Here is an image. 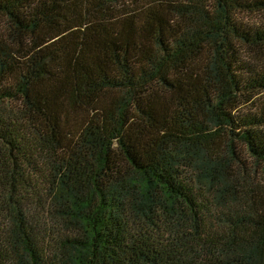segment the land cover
<instances>
[{
    "label": "trees",
    "instance_id": "1",
    "mask_svg": "<svg viewBox=\"0 0 264 264\" xmlns=\"http://www.w3.org/2000/svg\"><path fill=\"white\" fill-rule=\"evenodd\" d=\"M0 17V264H264V0Z\"/></svg>",
    "mask_w": 264,
    "mask_h": 264
},
{
    "label": "rangeland",
    "instance_id": "2",
    "mask_svg": "<svg viewBox=\"0 0 264 264\" xmlns=\"http://www.w3.org/2000/svg\"><path fill=\"white\" fill-rule=\"evenodd\" d=\"M242 18L244 19V22H247L248 24H258L259 21H261L262 15H254L252 13L250 14H242ZM9 28V23L7 22V20L5 19V17H0V31H4L6 29ZM240 47V51H241V56L243 57V59L256 63L258 65H264V49L263 48H251L245 45H238ZM239 146L241 148L242 152H245V157L248 158V154L246 153V151L242 150V148H244V146L240 143Z\"/></svg>",
    "mask_w": 264,
    "mask_h": 264
}]
</instances>
